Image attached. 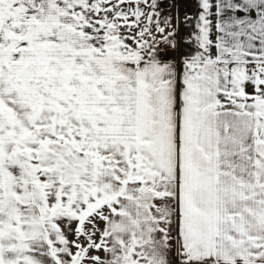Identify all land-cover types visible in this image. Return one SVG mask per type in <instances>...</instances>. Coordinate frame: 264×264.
Wrapping results in <instances>:
<instances>
[{
  "label": "snow or ice",
  "instance_id": "6c2138e0",
  "mask_svg": "<svg viewBox=\"0 0 264 264\" xmlns=\"http://www.w3.org/2000/svg\"><path fill=\"white\" fill-rule=\"evenodd\" d=\"M0 264H264V0H0Z\"/></svg>",
  "mask_w": 264,
  "mask_h": 264
},
{
  "label": "crops",
  "instance_id": "0c3cea01",
  "mask_svg": "<svg viewBox=\"0 0 264 264\" xmlns=\"http://www.w3.org/2000/svg\"><path fill=\"white\" fill-rule=\"evenodd\" d=\"M161 2H165V4H169V3H176L177 0H161ZM181 3H187L190 7L193 3V0H180ZM167 11H171L173 12V14H175V12L177 11L176 8H172V9H168V8H162V14L164 12H167ZM179 11L181 12V14H183V12L185 11L184 9H179Z\"/></svg>",
  "mask_w": 264,
  "mask_h": 264
},
{
  "label": "rangeland",
  "instance_id": "374dc122",
  "mask_svg": "<svg viewBox=\"0 0 264 264\" xmlns=\"http://www.w3.org/2000/svg\"><path fill=\"white\" fill-rule=\"evenodd\" d=\"M162 5H166L165 2H161Z\"/></svg>",
  "mask_w": 264,
  "mask_h": 264
}]
</instances>
